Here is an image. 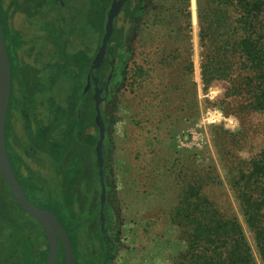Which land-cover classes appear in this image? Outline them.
<instances>
[{"label":"rangeland","instance_id":"rangeland-1","mask_svg":"<svg viewBox=\"0 0 264 264\" xmlns=\"http://www.w3.org/2000/svg\"><path fill=\"white\" fill-rule=\"evenodd\" d=\"M10 1L3 0L4 3ZM134 2H130L132 9ZM106 4L107 0H97L92 12L86 14L90 24L84 39L89 45L93 41V45L97 44L92 37L99 32ZM25 5L28 6L29 1ZM85 5V0L72 3L76 19H79L76 12L84 14L88 9ZM23 7L18 10L22 20L16 24L28 44L23 49L28 52L23 66L27 67L29 84L37 72L40 82H45L40 91L36 92L34 87L33 91L29 89L32 96L45 102L41 111L50 113L46 110L47 96L58 100L61 92L70 93L73 84L85 88V77L80 71L68 89L60 79L51 81L48 86L49 74L55 70L50 62L57 56L47 54L43 59L35 58L36 44L32 35L39 20H33L31 25L29 17L24 16L26 12H21ZM206 7V0H141L132 21L123 11L114 17L115 25L124 28L126 36L114 83L110 82L111 76L109 79L107 76L110 97L102 96L101 101V113L107 114L102 116L105 127L102 143L104 220L100 221V204L97 207L88 202L89 192L82 190L88 203L84 198L80 204L75 199L74 204L65 203L62 184L52 178V173H46L45 178L38 181L42 190L50 189L49 195L35 199L61 222L70 240L75 264L89 258L87 247L101 238V229L104 233L108 231L113 239L110 264H172L183 243L170 221V213L192 181L200 180L202 191L224 213L235 214L242 220L230 179L232 172L246 167L264 147V112L247 108V95L228 92L230 83L239 73L237 64L231 80L219 77L207 86L202 83L204 52L199 42L198 14L205 16ZM44 8L51 9L50 3ZM8 55L12 95L5 121V142L9 148L20 150L26 143L22 138V118L16 111L21 63L12 49H8ZM74 71L78 70L74 68ZM103 90L107 94V85ZM60 100L65 104L63 97ZM80 104L84 108L87 102ZM90 108L88 104L84 113L86 123L90 122ZM85 133L94 134L96 130L89 125ZM92 179L94 189L96 178ZM105 204L109 206L110 219L106 220L109 229L105 227ZM20 215L27 218L22 212ZM256 264L261 263L256 259Z\"/></svg>","mask_w":264,"mask_h":264},{"label":"trees","instance_id":"trees-1","mask_svg":"<svg viewBox=\"0 0 264 264\" xmlns=\"http://www.w3.org/2000/svg\"><path fill=\"white\" fill-rule=\"evenodd\" d=\"M110 1L107 0L103 21L99 27L98 45L104 33ZM16 2L17 0H11L7 7H3L4 2L0 1V6L3 7L0 23L4 43L12 46L10 48L21 63L16 111L22 118V138L26 140L25 147L20 150L9 148L6 143L10 166L26 197L38 207L40 206L35 199L45 197L50 192L48 187L42 190L41 184L38 183L40 179L45 178L46 173H52V178L61 182L65 203L68 201L69 205L74 204V199L79 204L84 199V202H87L88 196V202H93L98 207L101 190L95 154L98 133H85L89 125H93L97 130L93 120V101L88 113L90 122L86 123L84 113H87V104L83 108L79 101L83 87L76 84L74 87L73 84L75 73L81 71L84 77L86 74L87 77L91 75L89 63L93 57L83 50L73 52L67 49L70 31L76 33L77 40H80V37L85 38L86 28L90 24L89 16L85 17V14L92 12V0H85V8L88 9L84 14L82 11L76 12L79 19H76L75 13L73 17L61 16L58 22H50L49 29L46 27L48 20L42 18L43 16L37 19L39 21L33 36L36 35L39 45L42 44L41 39L47 37L51 45L61 43L66 46L60 52L53 50V46L45 51L33 52L35 58L37 56L40 59L47 54L57 56L55 61L50 59L53 61L50 65L55 66L57 71L49 74L48 86L55 79L63 80L61 84L65 83L66 89L70 83L73 84L70 93L66 95L68 92H61L58 100L47 96L46 109L51 116L49 123L44 122L43 116L36 114V110L38 111L45 102L37 100L35 95L32 96L33 93L29 89L32 90L29 85L31 80L28 78L27 67L23 66L26 63L25 55H28L23 49L28 44L22 38L24 34L15 30L12 25L13 7ZM206 6L205 16L198 14L199 42L204 52L201 64L202 83L207 86L219 77L231 80L232 70L237 64L239 73L230 83L228 92L247 95V108L264 112V0H206ZM43 12L44 10H40V13ZM134 14L136 13H128L126 17L132 21ZM33 20L35 19L28 18L31 25ZM44 29L51 31V34H46ZM125 36L124 28H118L114 20L104 54L105 63L101 65L102 61L101 66H98L99 85L106 82L109 72H112L110 82L114 83L119 73ZM6 51L8 55V49ZM8 58L10 60L9 55ZM112 59L115 62L110 64ZM74 68L78 71H74ZM43 83L45 82H40L37 78L33 89L40 91ZM61 97L65 104L60 100ZM100 109L102 110V105ZM105 115L107 114H102L103 117ZM18 141L20 142L19 139ZM92 144L93 146H89ZM67 166L71 167L65 169ZM94 177L96 187L92 189ZM230 184L235 192L242 220L235 214L224 213L216 202L202 191L200 180L187 184L170 213V221L177 229L180 243H183L173 257L172 264H256V259L264 264V147L248 161L246 167L232 172ZM82 190L89 192L88 195L83 197ZM19 211L23 212L12 199L0 173V264H45L47 242L44 231L26 213L23 212L27 218H22ZM67 211H71L70 207ZM104 216L105 221L110 219L108 204L104 205ZM27 221H32L35 226L32 229L26 226L24 222ZM19 230L25 232L16 235ZM102 239L90 243L87 253L93 249V245L102 248ZM42 241L43 246L40 247ZM17 252L21 256L20 260L16 258ZM88 255L89 258L82 260V264H94L91 254ZM98 260L95 258L94 262L98 263ZM56 264H65L61 249Z\"/></svg>","mask_w":264,"mask_h":264},{"label":"water","instance_id":"water-1","mask_svg":"<svg viewBox=\"0 0 264 264\" xmlns=\"http://www.w3.org/2000/svg\"><path fill=\"white\" fill-rule=\"evenodd\" d=\"M1 1V0H0ZM123 0H112L110 7L106 14V20L104 24V33L101 38V44L98 48L95 57L92 60L90 71L97 68L100 63L103 61V57L107 47V41L110 37L113 28V20L116 14L119 12ZM113 59L110 61L112 64ZM111 76V72L108 75V79ZM10 85H11V69L9 58L6 51V45L4 43L3 32L0 23V173L3 176L12 199L17 202L21 209L32 217L43 229L45 232L48 251L45 260V264H56L57 253H58V239H60L63 253H64V262L65 264H74L73 255L71 250L70 241L66 235L65 230L61 226L58 219L55 215L47 210H44L40 207H37L31 201H29L22 190L20 184L18 183L12 168L9 163L8 155L6 152V142H5V121L7 115V109L9 105L10 97ZM89 85V77H87V84L84 90ZM102 88L97 86L95 87V92L93 95L94 101V122L98 128V138L95 144V154L96 161L98 163V175L100 177V207L101 211L99 214L100 221L104 220L102 215L103 202H104V183L102 179V143L105 136V127L102 120V113L100 109L101 101L104 97L101 96ZM106 91V90H105Z\"/></svg>","mask_w":264,"mask_h":264},{"label":"flooded vegetation","instance_id":"flooded-vegetation-1","mask_svg":"<svg viewBox=\"0 0 264 264\" xmlns=\"http://www.w3.org/2000/svg\"><path fill=\"white\" fill-rule=\"evenodd\" d=\"M26 1H29V5L28 6L25 5ZM95 1H97V0H92V3H91L92 6L95 5ZM73 2H74V0H17V2L15 3V5L13 7L14 8V13L12 15L13 28L15 30L19 31L16 28V24L18 23V21H21L22 19H21L20 16H18L19 15L18 10L20 8H22L23 6H25V7H23L24 9L21 12H23V14H24V12H26L24 16H28L29 18H34V19H38L39 16H43L42 18H44L45 20H48V23L46 24V27L49 29V25H50L51 20L53 21V23H55L56 21L58 22V20L61 19V16L62 17H64V16L73 17V15H74V10L72 8V3ZM130 2H131V0H123L122 4H121V7H120V10H119V13L123 11V14L127 15L128 13H131L130 11L134 12V11H136L139 8V6L141 7V0H135L134 5H133V7H135L134 9H132L130 7ZM8 3L9 2L3 3V7H7ZM47 3H50L51 9L50 8H44V6L47 5ZM3 7L0 6V12L2 11ZM109 7H110V5H109ZM109 7H108V9H109ZM62 9H63V12L61 11ZM65 9H68V10L65 11ZM40 10H44V12L40 13ZM88 13H86V14L88 15ZM23 14L20 13V15H23ZM87 15L85 17H88ZM15 17H16V19H14ZM17 17H19V18H17ZM45 23H44V26H45ZM35 31H33V34H34ZM44 32L46 34H49V33L51 34V31H48L47 29H44ZM70 33H71L70 43L67 46V49L68 50H72L73 52L78 51V50H83L84 52L88 53L89 56H92L94 58L95 54L97 53L98 48L100 46V45H98V34L96 33L95 37L94 36L92 37V41H93V39H95L97 41V44L95 43V45H93V42H94L93 41L89 45L88 42H86L82 37H80V40H77V37L75 35L76 33H73L72 31H70ZM39 35H40V33H39ZM37 36H38V34H37ZM32 37H33V43L36 44V46L34 47V50H37V51H41V50L45 51L47 48L50 49L52 46H53V50H55L56 52H60L61 50L66 48V46L62 45L61 43H55L54 45H51L50 42L47 41V39H48L47 37H45L44 39H46V40L43 41L41 45H39L37 40H36V35H34V36L32 35ZM77 41L79 42L78 44H77ZM73 43H75V45ZM100 44H101V42H100ZM5 45H6V50L7 49H11L10 47H12L10 44H5ZM93 58L91 59V61L89 63V68L91 66ZM105 59H106V57L104 56V59H103V62L101 63V65H103L105 63ZM99 67H97V68L92 70V73L89 76V85H88V87L85 90L84 89L81 90V96H79L80 97L79 101L80 102H87V105L90 104L91 101H93V95H94L96 86H97V88L100 87L102 89H105V86L107 85V94L103 90L102 93H101V96H106L108 98L110 97L111 90H110L109 84H106V82H105L103 85H99V81H98ZM56 71L57 70L55 69V72ZM102 72H103V70H102ZM35 75H36L35 77L37 79L38 78V72ZM75 75L77 76V73ZM35 77L32 79V84H29L31 87H35V85H34L35 81H36ZM85 84H87V74L85 76ZM102 104H103V102H102ZM102 104H100V105H102ZM93 109H94V101H93ZM94 112H95V110H94ZM36 114L37 115L40 114V116H43L44 119L47 118L48 119L47 123H49V121L51 119V116H50L49 113H44L43 111H41V109H39L38 111L36 110ZM87 127H86V130H87ZM96 132L98 133V128H97ZM103 168H104V165H103ZM42 209H44V208H42ZM19 213H20V211H19ZM108 221H105V227H107V229H109V227H110ZM24 224L26 226H29L31 229L33 228V226H35L32 221L24 222ZM60 224H61V222H60ZM61 226H62V224H61ZM23 228H25V227H23ZM24 232H25L24 230H19V231L16 232V235H21ZM44 234H45V232H44ZM66 235H67V232H66ZM45 237H46V235H45ZM67 237H68V235H67ZM101 238H103L101 240L102 241L101 242L102 243V248H100V247H98L96 245H93V247H92L93 249L90 250L89 253L92 256V260H93L94 264H110L111 258H112V254L111 253H112V249L114 247L113 246L112 236L109 234L108 231L104 233L102 231V229H101ZM46 242H47V238H46ZM70 245H71V243H70ZM60 249L62 250V253H63V247H62L61 241H60V239H58V253H59ZM71 250H72V255H73V249H71ZM47 251H48V243H47ZM58 253H57V257H58ZM63 256H64V253H63ZM16 258L20 260L21 256H20L19 253L16 254ZM95 258L97 260L99 259L98 263L94 262ZM73 261H74V258H73ZM74 264H75V262H74Z\"/></svg>","mask_w":264,"mask_h":264}]
</instances>
